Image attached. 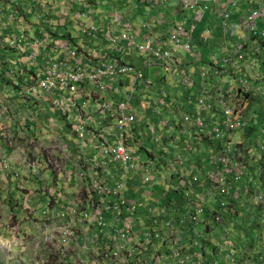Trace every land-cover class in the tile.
Segmentation results:
<instances>
[{
	"label": "built area",
	"instance_id": "1",
	"mask_svg": "<svg viewBox=\"0 0 264 264\" xmlns=\"http://www.w3.org/2000/svg\"><path fill=\"white\" fill-rule=\"evenodd\" d=\"M13 1L30 15L0 18V178L23 209L93 264H264V0L236 17V0H179L190 18L137 24L144 0ZM218 9L216 36L198 25ZM61 28L85 42L58 45ZM166 165L181 192L150 204ZM238 225L255 230L239 248Z\"/></svg>",
	"mask_w": 264,
	"mask_h": 264
},
{
	"label": "rangeland",
	"instance_id": "2",
	"mask_svg": "<svg viewBox=\"0 0 264 264\" xmlns=\"http://www.w3.org/2000/svg\"><path fill=\"white\" fill-rule=\"evenodd\" d=\"M101 10L102 4L96 6L94 8L95 16L101 18L99 21L107 22L104 21L106 17L102 15ZM81 20L85 21L84 18ZM14 27L16 26L14 25ZM197 50L201 51L199 53L203 55L205 60L211 59V55L206 56L204 48L200 45L197 46ZM259 59L261 63L264 62V49L260 50ZM164 75L165 73L161 71L160 78L162 80L158 79V86L168 93L178 94V88L174 87L175 85L172 82H169L168 76L166 80ZM144 149L147 151H153L154 149L153 144L148 139L145 141ZM251 154H258V151L252 150ZM163 169L161 176L153 179L154 184L152 186L145 185L141 190L150 196L148 201L150 204L157 203L158 200H172L181 192V189L179 191L174 190L176 186L182 187L181 179L176 174L180 171V168H175V175L169 172L168 165ZM261 171L264 174V167ZM7 180L4 181L0 178V264H93L91 258L83 253L86 250H83L82 247L79 252L70 247L71 243L68 244V240L62 234L63 228L60 225L47 226L41 220L36 221V217L41 213L39 210L31 212L24 210L21 190L15 186L13 179L9 178ZM28 186L34 187L35 183L29 182ZM163 192L165 194L168 192L167 198L161 194ZM247 216L248 214L245 215V217ZM237 228L238 232L232 235V238L240 242L237 246L239 248L240 245L243 246L247 241H251V234L255 230L253 226L250 228L249 233L245 226L238 225Z\"/></svg>",
	"mask_w": 264,
	"mask_h": 264
},
{
	"label": "crops",
	"instance_id": "3",
	"mask_svg": "<svg viewBox=\"0 0 264 264\" xmlns=\"http://www.w3.org/2000/svg\"><path fill=\"white\" fill-rule=\"evenodd\" d=\"M116 1H121V0H116ZM149 1H152V2H149ZM202 1V0H200ZM205 1V0H204ZM238 1V7L232 12V16L236 17V16H243L248 12V6L246 4V2L248 0H236ZM253 1H256L257 3H259L261 0H253ZM91 3H93V0L90 1ZM102 4V10H101V13L105 12V11H108L110 10V7L105 5L102 1L98 4L100 5ZM126 4V3H125ZM153 4V6H152ZM98 5H94L93 7L95 8L96 6ZM126 6L128 8H130L131 10H133V5L132 3L131 4H126ZM179 0H144V3L140 4L137 8H136V17L133 18L134 20V23L137 24L141 19H142V15L145 13V12H149L150 15L152 16H155V20L157 21V19L159 20H162L165 18L171 22H177L180 20V18H183L184 15L186 17H191V12L192 11H189V10H185L184 12H181V8H179ZM260 6V5H259ZM122 9H125L124 6L121 7ZM219 12L220 10L218 9L216 12H210L208 10L205 11V19L203 22H201L198 26L199 28H209L216 36H218L220 34V26H221V23H220V18H219ZM138 15V16H137ZM35 19V17H34ZM33 20V18H32ZM94 20L96 22H99V23H105V22H102V21H99L101 20L100 17H95L94 16ZM106 21V20H104ZM155 21V22H156ZM36 24V22H35ZM35 24H32L33 26H31V28H35ZM257 24L259 26H262L261 22L259 20H257ZM154 27H155V30L158 31L160 30V32H162L163 28L166 27V25L164 23H155L154 24ZM71 31L74 33H71ZM75 32H76V29H66V28H61L60 29V38H58L57 40V44L58 45H63L65 44L66 41L69 42V44H82L83 42H85V39L84 38H80L79 35H75ZM205 50V49H204ZM62 51V50H60ZM200 50H197V52L199 53ZM201 52V51H200ZM32 51H28V53L26 54L25 57H22L21 60H24L27 58V55L31 54ZM197 53V56H201V53H199L198 55ZM205 53L207 54L206 50H205Z\"/></svg>",
	"mask_w": 264,
	"mask_h": 264
},
{
	"label": "trees",
	"instance_id": "4",
	"mask_svg": "<svg viewBox=\"0 0 264 264\" xmlns=\"http://www.w3.org/2000/svg\"><path fill=\"white\" fill-rule=\"evenodd\" d=\"M6 2V3H4ZM8 2V4H7ZM9 6V8H8ZM7 8V10H5ZM7 12L8 13H13L17 16H22L26 19H29V15L30 13L27 12V11H24L20 8L19 4H16L13 0H0V18H4L6 16V14H4V12ZM32 11V10H31ZM56 25V24H55ZM0 27H2V24L0 22ZM1 30V28H0ZM51 37L52 39L54 37H62L60 36V34H57V33H54V34H51ZM6 56L8 54V52L6 50H0V62H3V54ZM9 55V54H8ZM2 72H0V84L2 85V83H7V80H5L3 77H2Z\"/></svg>",
	"mask_w": 264,
	"mask_h": 264
}]
</instances>
